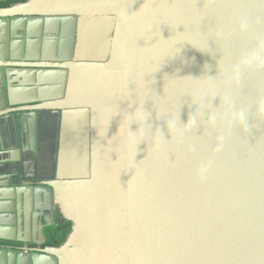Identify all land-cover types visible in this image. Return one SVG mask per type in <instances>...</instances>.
Returning a JSON list of instances; mask_svg holds the SVG:
<instances>
[{"label":"water","instance_id":"obj_1","mask_svg":"<svg viewBox=\"0 0 264 264\" xmlns=\"http://www.w3.org/2000/svg\"><path fill=\"white\" fill-rule=\"evenodd\" d=\"M0 264H264V0L0 7Z\"/></svg>","mask_w":264,"mask_h":264},{"label":"trees","instance_id":"obj_2","mask_svg":"<svg viewBox=\"0 0 264 264\" xmlns=\"http://www.w3.org/2000/svg\"><path fill=\"white\" fill-rule=\"evenodd\" d=\"M23 1H25V0H2V1H0V7H7V6H10L14 3L23 2ZM68 231H69V223L64 221V223H62V226H61L58 234L56 235V237L53 238V244L58 245V244L62 243L64 241Z\"/></svg>","mask_w":264,"mask_h":264},{"label":"flooded vegetation","instance_id":"obj_3","mask_svg":"<svg viewBox=\"0 0 264 264\" xmlns=\"http://www.w3.org/2000/svg\"><path fill=\"white\" fill-rule=\"evenodd\" d=\"M56 218L61 222V224L65 221L58 215V213H56Z\"/></svg>","mask_w":264,"mask_h":264}]
</instances>
